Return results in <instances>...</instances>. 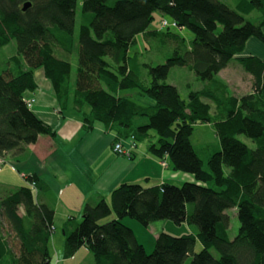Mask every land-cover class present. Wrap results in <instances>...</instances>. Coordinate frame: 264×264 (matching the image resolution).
Listing matches in <instances>:
<instances>
[{
  "label": "trees",
  "instance_id": "obj_1",
  "mask_svg": "<svg viewBox=\"0 0 264 264\" xmlns=\"http://www.w3.org/2000/svg\"><path fill=\"white\" fill-rule=\"evenodd\" d=\"M25 3L31 5L23 11ZM77 4L0 0V49L11 42L16 48L0 69V158L41 135H56L28 106L33 99L26 98L38 88L35 72L41 69L61 110L70 104L82 113L83 130L101 125L117 140L133 137L135 146L148 140L152 157L168 160L174 172L193 181L147 188L124 183L110 193L109 202L86 204L80 221L68 220L63 229V256L84 247L92 264H264V62L241 57L250 39L264 44V0H239L236 10L219 0H81V12L89 17L75 39ZM253 11L260 15L257 23L244 17ZM156 13L175 26L150 30ZM184 29L193 36L188 44L177 32ZM139 35L175 43L163 64L140 63L138 54H130ZM75 51L73 78L71 63L61 55ZM233 60L251 77L252 90L239 97L217 78ZM174 66L192 71L205 87L182 99L166 83ZM143 70L148 80L141 78ZM128 92L151 102H136ZM204 100L213 103L214 113ZM137 118L145 124L135 126ZM201 124H209L219 142L204 148L202 156L191 143ZM47 191L32 174L25 176V185L0 193V264H51L54 210L41 198ZM231 209L239 222L233 238ZM124 217L145 227L157 221L186 223L189 232H160L148 254L122 223Z\"/></svg>",
  "mask_w": 264,
  "mask_h": 264
},
{
  "label": "crops",
  "instance_id": "obj_2",
  "mask_svg": "<svg viewBox=\"0 0 264 264\" xmlns=\"http://www.w3.org/2000/svg\"><path fill=\"white\" fill-rule=\"evenodd\" d=\"M242 56H255L264 62V44L250 39ZM233 64L242 68L235 60L229 63L230 66ZM240 71L246 80L251 81L249 74L243 69ZM41 74L44 81L40 83L36 78L38 88L26 98L34 100L31 110L56 135H41L36 143L10 151L0 158L3 161L0 162V193L25 185L27 175L37 176L48 187L41 198L54 210V230L48 244L51 264H92L93 257L84 247L69 258L63 256V229L67 228L68 220L80 221L86 204L94 205L101 198L109 202L110 193L124 183L147 188L163 183L180 185L192 182L193 177L174 172L168 160L166 166L161 165L148 153L145 141L137 142L129 157L115 154L113 144L120 140L127 146V140H117L115 133L101 125L90 131L83 130L82 113L75 111L70 104L62 111L50 83ZM142 124H145L144 119L134 120L135 126ZM122 223L134 229L132 221L123 218ZM155 234L156 239L158 234Z\"/></svg>",
  "mask_w": 264,
  "mask_h": 264
},
{
  "label": "rangeland",
  "instance_id": "obj_3",
  "mask_svg": "<svg viewBox=\"0 0 264 264\" xmlns=\"http://www.w3.org/2000/svg\"><path fill=\"white\" fill-rule=\"evenodd\" d=\"M81 0H78L77 4V14H76V21H75V30H74V37L75 39L78 38V32H79V27L81 23L86 22L88 20L89 16L83 15L81 12ZM220 2L224 3L227 5L231 10H236V4L239 0H219ZM248 21L252 23H257L260 19V15L257 11H253L250 15L244 16ZM162 16L158 13L155 14V19L152 22L151 26L149 27L150 30H160V21L162 20ZM173 30V29H171ZM175 31V30H173ZM177 32L184 37L186 40V43L190 40H192L193 36L188 30H177ZM136 44L131 47L130 49V54L136 53L139 55V61L140 63H145V64H150L152 66H156L159 64H163L166 61V58L171 54V51L173 50V46L175 43L173 41H168L164 44L162 43L159 39L156 38H144L142 35H139L136 37ZM77 51L74 53L70 54L69 56H64L61 55L63 58L67 59L73 68V78H74V72L76 68V63H77ZM16 54V48L14 42H11L9 45L3 47L0 49V69L5 67V62L8 58L14 56ZM236 65V64H233ZM232 66H227L225 70L220 73V75L217 76L218 79L222 80L227 88L230 94L235 95L236 97H239L243 94H246L252 90V85L251 81L246 80V76L240 71V66L236 65L233 67ZM36 78L38 81L41 83L43 80L42 77V70L38 69L36 72ZM141 78L144 80H148V75L147 71L143 70ZM44 81V80H43ZM166 83L169 85H172L176 87L178 90L179 95L181 96L182 99L187 100L188 95L192 91H200L205 87V83L199 81L196 77V75L188 70L186 67H179V66H174L170 68ZM133 93H138L136 90H133ZM130 95V98L136 102H142V103H150L151 101L148 98H142L139 95L133 94L131 95V92H128ZM71 101V98L69 99ZM205 102L209 103L212 112L214 113L215 108L213 103L204 100ZM152 136L149 137L152 141H156V136L154 132L150 133ZM237 138L245 143L247 146L250 148H255L254 143L246 138L243 135L237 136ZM148 140L144 142V144H147ZM191 143L193 147L198 151L200 156H202L201 152H204V148L207 146H211L212 149L215 148L219 144L218 139L216 138L213 129L209 124H201L197 125L194 130L193 134L191 136ZM3 162V161H0ZM161 165L166 166L167 164L164 162H161ZM11 173V172H10ZM13 175V174H12ZM4 179L8 180L7 177H3ZM183 184V183H181ZM180 184V185H181ZM110 201V200H108ZM188 205V210L193 207L192 203L187 204ZM227 214L230 217V228H229V236L230 238H233L238 231L239 228V222L237 220L236 214L234 210H227ZM114 215V214H111ZM111 215L107 217L106 219L102 220L101 223L104 224L111 218ZM124 219H128L129 221H132L134 223V233L137 237V239L145 244L144 248L146 252L149 254L152 252V246L154 245L155 242V232L159 234L160 232H166L168 234L174 235V236H179L182 234H186L189 232V228L187 224L183 223L181 226H176L170 221H157L153 222L150 225L153 226H143L139 222H137L134 219H130L129 217H124ZM58 223V222H57ZM127 226V225H126ZM194 227V226H192ZM156 228V229H155ZM155 229V230H154ZM201 249V246L199 243H196L195 245V252H198ZM216 255V254H215Z\"/></svg>",
  "mask_w": 264,
  "mask_h": 264
},
{
  "label": "built area",
  "instance_id": "obj_4",
  "mask_svg": "<svg viewBox=\"0 0 264 264\" xmlns=\"http://www.w3.org/2000/svg\"><path fill=\"white\" fill-rule=\"evenodd\" d=\"M175 26V23H168L167 20L163 19L162 21H160V29H164L168 26ZM34 102V100H30L28 101V106H32V103ZM127 146H124L123 144V141H118V142H115L113 144V152L117 155H120V156H124V157H129L130 156V153L131 151L135 148V141H134V138L131 137L129 139H127Z\"/></svg>",
  "mask_w": 264,
  "mask_h": 264
},
{
  "label": "water",
  "instance_id": "obj_5",
  "mask_svg": "<svg viewBox=\"0 0 264 264\" xmlns=\"http://www.w3.org/2000/svg\"><path fill=\"white\" fill-rule=\"evenodd\" d=\"M30 3H25L24 5H23V8H22V10L23 11H26L29 7H30Z\"/></svg>",
  "mask_w": 264,
  "mask_h": 264
}]
</instances>
